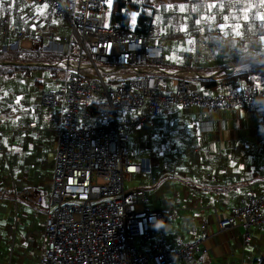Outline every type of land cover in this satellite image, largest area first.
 Returning <instances> with one entry per match:
<instances>
[{"label":"built area","instance_id":"1","mask_svg":"<svg viewBox=\"0 0 264 264\" xmlns=\"http://www.w3.org/2000/svg\"><path fill=\"white\" fill-rule=\"evenodd\" d=\"M156 2L144 32L106 27V0H25L22 19L0 16V52L43 49L68 55L53 63L0 59V66H10L9 62L58 66L66 73L59 86L41 89L40 105L48 110L47 116L39 112L31 119L11 120V112L19 106L12 103L9 109H0V119L6 122L1 137L46 133L55 138L53 177H48L49 171L38 173L37 188L27 177L12 175L14 165L0 137V156L10 171L7 177L13 200L22 198L38 205V191L50 192L43 222L44 244L34 264H199L200 257L209 254L206 241L231 230L237 231L240 239L239 264H255L254 256L264 258L262 248L253 243L255 228L264 232V192L251 186L246 192L234 193L232 202L226 204L223 191H192L206 182L219 181L225 186L235 174L248 181L243 171L249 167L247 152L241 144L217 148L212 141H205L214 131V120L205 114L239 106L257 118L264 108V86L229 82L223 89L207 91L198 86V80L216 76L166 66L168 39L154 23V15L174 18L176 8L167 10L170 0ZM31 3L47 4L51 17L65 18L71 33L59 38L57 31L32 15ZM193 5L194 10L188 12L197 19L201 5ZM241 14V10L236 12ZM235 22L234 16L220 34L231 35ZM195 30L198 28L189 27V31ZM26 39L33 44L27 45ZM5 96L2 91L0 98ZM132 133H138V139L146 143L139 160L131 156ZM180 139L186 149L181 148ZM254 145L264 154V141L257 139ZM186 150L185 163L199 170L180 168ZM232 153L245 158L241 160L242 172L226 166ZM183 173L192 184L185 185ZM137 175H146L151 184L142 179L128 189L127 178ZM174 214L181 215L187 226L196 224L200 237L184 243L178 238L175 245L169 242L168 226ZM19 218L16 209L9 224L10 261Z\"/></svg>","mask_w":264,"mask_h":264},{"label":"rangeland","instance_id":"2","mask_svg":"<svg viewBox=\"0 0 264 264\" xmlns=\"http://www.w3.org/2000/svg\"><path fill=\"white\" fill-rule=\"evenodd\" d=\"M10 0H4V2ZM115 0H112L111 5L109 6L107 3V16H106V25H109V17L111 15V8L112 4ZM136 1V0H135ZM244 2L249 3V7L246 8L245 13L241 15H236L237 7L228 5L229 1H225L224 3H214V0H207V2L200 7L202 14L199 18L194 19L192 13L188 11L194 10V5L187 4L188 9L181 10V7L177 6L176 11H174V18H177L179 15V19L174 20V18L164 19L161 14L154 15V23L160 28L163 26V32L166 34L168 41L166 42L169 47V51L166 54V59L169 60L166 63V66L170 67H188L192 69H199V70H208V69H218L223 67L222 65H216L214 60L215 56L213 54L210 56V59H207L209 52L215 51V49H220V58L225 56H229L227 54V49L225 50L226 41L224 39L230 40L233 42V38L238 36H243L244 29L248 35L250 43L247 46V56L244 58H253L258 56L259 53L264 51V20L259 19L260 16L264 15V9H260L259 11L254 8L252 1L253 0H243ZM260 6H264V0H260ZM21 2L26 5L24 0ZM137 2V1H136ZM155 5L157 2H154ZM197 6L200 4L196 2ZM241 8V7H239ZM11 12V10H10ZM231 12V14H228ZM7 14V13H5ZM8 15V14H7ZM16 16V13H14ZM137 16V13H136ZM235 22V32L231 35L224 36L220 34L224 31L225 22L227 20L234 19ZM225 17L227 19H225ZM244 17H248L247 20ZM39 18V17H38ZM53 21L58 22L62 20V17H53ZM136 18V17H135ZM64 19V18H63ZM190 23H189V21ZM173 22V26H171ZM198 22V23H197ZM178 23L180 25V29H178V33H176V26L175 24ZM52 28V26H49ZM189 27L198 28L195 31H189ZM262 28L263 32L259 34V29ZM176 28V29H175ZM250 29L253 32L250 33ZM196 32V33H195ZM245 32V34H246ZM251 34V35H250ZM198 36V37H195ZM257 37L262 43V47H259L257 42H255V38ZM220 41L219 46L215 49H212L217 45L215 41ZM231 47V45H230ZM211 48V49H210ZM226 51V52H225ZM5 52V53H9ZM47 53L48 55L45 60L55 59L56 61L60 59L61 51H51L45 50L42 51ZM5 57H12V54L4 55ZM191 56H196L197 58L192 59V64L186 63V59H190ZM34 58H37L34 56ZM221 66V67H220ZM38 67V66H37ZM218 67V68H216ZM56 68L57 73L55 75H51V70L45 68L34 69L32 71V77H23L18 76L12 79H0V93L6 94L5 97L0 98V109L6 110L9 109V106L14 103L19 106V109L16 112H11L12 118H17L21 120H27L35 117L39 112H43L45 116H47L48 110L40 105V92L41 89L44 87H57L60 85L61 80L66 77V73L62 70V68ZM25 72V71H24ZM27 73H25L26 75ZM205 75L212 76L211 72H203ZM44 76V83L41 86H36L34 81L39 76ZM1 115V113H0ZM9 117V114H8ZM140 137L138 133H132L130 135V150L132 159H141L144 156V148L146 143L142 139H138ZM6 144H4V149L7 155L11 158L12 162H23L27 159V164L32 163L31 165H36L39 167V171L43 173L44 169L49 168V176L52 178V166L54 162V143L51 140L50 142L46 139L45 135H17L14 140L11 142L8 137H6ZM159 142V147H162L163 141L162 139L157 141ZM156 143V142H155ZM1 155V150H0ZM18 155V156H17ZM13 156V157H12ZM21 157V159L19 158ZM51 164V165H50ZM186 165V166H185ZM184 170L192 168L190 165L185 163ZM15 172L18 171L17 167L14 165ZM34 170H38L37 168H33ZM26 171H20L19 174L15 173V177L22 178L25 177ZM23 174V175H22ZM37 174V173H36ZM8 174L4 171H0V185L9 184V178L7 177ZM31 176V174L29 175ZM144 179L148 185L151 184L150 178L146 175H137V176H129L127 178V188L137 186L141 180ZM31 183H33L37 188L39 185V181L36 178V175H32L29 179ZM22 182V181H21ZM204 187L210 188L212 187L211 182L202 183ZM150 190H153L154 187L149 186ZM155 191V190H154ZM13 194V193H12ZM12 196V195H11ZM40 197V201L38 205L28 204L24 201V199H20L17 202L13 200V197L8 196L6 197L9 199V205L4 210V214L8 215L7 220L5 221L3 218H0V264H10L11 256H7L6 252H8L9 242L6 240L7 235L9 236V224L11 222V214L17 208V211L21 218H19V230L15 237V244H14V257H12V264H32L33 259L37 258V255L40 254L42 245L44 244V232H43V222L46 216V211L48 210V201L50 197V192L48 190H40L38 193ZM153 198V197H152ZM28 215V216H27ZM178 214H174L173 218L177 219ZM194 223L191 225V228H194ZM178 228L176 222H172L170 224L169 232L174 233V231ZM185 235V234H183ZM11 242V241H10ZM254 243V239H253ZM258 246V245H257ZM262 248V247H261ZM263 256H264V249ZM264 259V258H262ZM261 259V260H262ZM264 262V260L262 261ZM239 264V258L237 257V263ZM256 264V263H255Z\"/></svg>","mask_w":264,"mask_h":264},{"label":"crops","instance_id":"3","mask_svg":"<svg viewBox=\"0 0 264 264\" xmlns=\"http://www.w3.org/2000/svg\"><path fill=\"white\" fill-rule=\"evenodd\" d=\"M222 1H224V0H222ZM225 1H229L227 4L230 6H233L235 8H236V5H238L237 11L241 10L242 13H245L246 8L249 7V3L244 2L243 0H225ZM24 2H25V0H24ZM220 2H221V0L220 1L214 0V3H220ZM259 2H261V1L260 0H253L252 1V3H253L252 6H254V8H256L258 11L261 8L264 9V6L257 7V6H260ZM185 3H187L186 0H170V4H168L166 6V8L169 11L173 10L177 6L182 7L183 9H186V8L188 9L187 4H185ZM199 5H201V4H199ZM29 7H30V11H31L32 15L36 19H41L43 21V23H45L46 26L49 24L47 27L52 26V28L55 31H57L59 38H61L62 36L66 35L68 33L69 34L71 33L70 28H69L65 18L63 19V17H62V20L55 22V21H53L51 15L49 13L48 8H44V5H34L31 3V4H29ZM239 7H241V8H239ZM10 10H11V12H10ZM25 10H26V5H24V3L21 2V0H10V1H6L3 3L2 9H0V16L6 15L5 13H7L8 16L12 20H14V21H15V19L20 20L24 16ZM14 13H16V16H14ZM229 13H231V12H229ZM168 18H173V16H170ZM51 20L53 22H51ZM174 20H176V18ZM228 21H231V18L229 20H227L226 22H228ZM226 22H225V25H226ZM27 23H28V25H32L33 20H29V21H27ZM225 25L223 28H225ZM171 26H173V22H172ZM175 26L177 28V29L175 28L176 33H178L177 30L180 29V25L178 23H176ZM160 29L163 31V26H161ZM235 30H236V28H234V32H235ZM248 31L249 30H247V32H246L244 29V32H243L244 37H245V35L249 34ZM245 32H246V34H245ZM251 32H253L252 29H250V33ZM262 32H263V30H262ZM243 36H239V40H236L235 39L236 37L234 36L235 38H233V42H230V40H228V39H226V40L224 39V41H226L225 42L226 46L224 49L225 50L227 49V51H228L227 54H229V53L230 54L228 57L225 56L223 58H220V52H219L220 49H215L217 46H219L220 41H218V40L215 41V43H217V45H215V47L212 48V49H215V51L211 50L208 54L207 59H210L211 58L210 56L213 54V56H215V60H214L215 64L216 65H222L224 67L221 69L216 67L218 69L210 70V71L201 70V72L202 71H204V72H212V71L213 72H220L221 70H223L225 68H228L231 66H232V68L225 75H217L215 79L209 78L208 80H213V81H216L217 83H215L216 85L213 87L206 88L207 91H217L219 89H223L226 85L229 84V82L240 84L238 82L239 80L238 81L235 80L234 75H236V73L239 69H247L249 67V65H251V64H255L258 66V68L255 69L256 72L260 73L261 71H264V56L259 57L260 59L254 58L253 60H250V61H252V63H250V64H248L250 61H243V60L248 59V58H244V57L247 56V54H248L247 46L250 43L249 41H246V44L244 42H242V40L244 39ZM195 37H198V36H195ZM254 38H256V37H254ZM25 43L27 45H31V44H33V41L31 39H26ZM244 44H245V46L243 48V51L240 53L239 49L242 48ZM230 45H231V47H230ZM256 45L259 46V43H257ZM259 47H262V43ZM255 57H257V56H255ZM190 59L191 60L194 59V56H191ZM240 60H242L243 62H240ZM238 64L239 65L244 64V65L239 66L237 68H234V65H238ZM191 66H193L192 61H191ZM177 68L183 69L181 67H177ZM188 70H197V69L189 68ZM234 72H236V73H234ZM201 79L202 78H200L198 80V86L202 88V86L200 84ZM242 83H244V82H242ZM18 110L20 111L19 107H18ZM192 110L197 111V109H192ZM260 110L261 111L258 112L257 118L250 117L248 115L247 108L239 107V106H232L229 109L221 110V111H218V112L210 114V115L205 114L206 115L205 117H209V118H212L214 120V131L212 134L209 135V137H205V141H208V140L212 141L213 146H215L217 148H220L222 145L235 144V143L239 144V145L241 144L243 146V147L241 146V148L243 149V152H247V159H248L249 167H247L243 170L244 173L248 177L247 182L240 180L238 178V176L235 174L233 179H231L229 181V183L226 184L225 186L220 185L219 181H216L214 183L216 186H218L220 188H226V189L222 190L223 192H225L224 201L226 204H229L232 202V195L234 193H236L238 191L246 192L248 190V187H251V186H254L257 189V191L260 193L264 192V154H259L256 151V147L254 145V143L257 139H260V142L264 141V138H263L264 137V108L260 109ZM20 113H21V111H20ZM12 119L13 118L11 117V120ZM260 131H261V133L259 134ZM44 134H45L46 139L48 141L49 140L53 141L54 149H55V138L54 137L49 138L48 134H46V133H44ZM3 136L4 137H1V141L4 144H6V140H7L6 137H8V139L12 142L17 135L15 137H10V136L4 134ZM179 143H180L182 149H186V144L181 139L179 140ZM206 153H207V148L204 150L203 156H206ZM186 155H187V150H186V154L184 155V157L180 163V168H182V169L185 168L184 165L186 162ZM233 155H234V153H232V155L229 154L228 156H233ZM235 156L230 157L229 161L226 162V166L229 169L233 170L234 172H242V165L243 164H241V160H242V158L243 159H245V158L239 154L238 155L236 154ZM160 157H161V159H163L165 157V155H162ZM231 158H233V159H231ZM31 164L32 163H30L28 166L30 169H32ZM188 165H190L192 168L194 167L192 164H188ZM214 165L215 164L213 163L212 165L208 166L206 169H209L210 167H212ZM28 167H23V166L17 167L18 171L15 173L19 174L20 171H23V173L25 171L27 172ZM36 168L38 170L33 169V171H34L33 176L36 175V178H37L38 173H41V172L39 171V167L36 166ZM49 170H50L49 168L44 169L42 174H45ZM0 171H4L8 175L10 173V171L8 170L7 163H5V161L1 160V159H0ZM11 173H12V175H15L14 172L11 171ZM25 177H27L26 173H25ZM48 177L50 178V176H48ZM16 179H17V177H16ZM27 179L29 180L30 178L27 177ZM182 180L184 181L185 185H187V186L193 183L192 179H190V177L184 173H183ZM49 181H50V179H49ZM39 184H40V181H39ZM214 184L212 187L215 186ZM212 187L207 188V187H204L203 185H198L194 189H192V191L195 193V192H200V190L211 189ZM18 188H20L19 184H18ZM216 191L219 192V190H216ZM12 193H13V189L11 188L10 180H9L8 186L2 185V184L0 185V218H3L5 221L7 220L8 215L4 214V210L9 205V203H8L9 199H8V197H6V194H8V196L10 198V197H13V196H11ZM10 200H11V198H10ZM16 209L11 214V221L14 219ZM223 212L225 213L226 209L223 208ZM173 216L171 217V220L169 222L168 227L170 229V224L172 222H176L178 225V228L174 231V233L170 234V232H169V234H168L169 242H171V243H173V245H175L178 242V240H177L178 238H180V241H179L180 243H184L187 240H192V239H196V238L200 237L201 233H200L199 228L197 227L196 224L194 225L195 231L192 232V231H190L192 224L187 226L183 222L182 216L179 214H178L177 219L173 218ZM178 234H180V236H178ZM183 234H185V235H183ZM237 234H238L237 231L231 230V231L226 232V233H221L219 236H217L214 239L207 240L205 244L209 248V254L205 257H200L199 264H208V263H212V262L213 263H224V264H236L237 263V256H238V253L240 251V239L237 236ZM253 234H254L253 235L254 244L258 245L264 249V232L259 228H255ZM6 240H8V235L6 237ZM8 242H9V240H8ZM9 254H10V252H9V248H8V252H6V255L9 257ZM13 257H14V255H13ZM254 259H255L256 264H264V262H262L264 259L257 260V259H259L257 256H254ZM10 264H12V260L10 261ZM32 264H34V262Z\"/></svg>","mask_w":264,"mask_h":264},{"label":"trees","instance_id":"4","mask_svg":"<svg viewBox=\"0 0 264 264\" xmlns=\"http://www.w3.org/2000/svg\"><path fill=\"white\" fill-rule=\"evenodd\" d=\"M156 0H144V3H138L135 0H115L114 3L112 4L111 8V15L109 17V26L114 27V28H126V29H131L137 32H144L148 24L151 21L152 18V11L155 7V2ZM215 1H220V0H215ZM187 3L193 4L195 2H198V0H186ZM137 13V16L135 18V23H133L132 19V14ZM244 37V36H243ZM235 38V37H234ZM236 40H239V36L235 38ZM249 40L248 37H244L242 42L246 44V41ZM255 42L260 44L259 39L256 37ZM239 43V42H238ZM243 45L242 48L239 49V52L241 53L243 51V48L245 46ZM169 47L167 45V53L169 51ZM9 53H5L8 52ZM5 52H0V59H8V60H18L20 62H30V61H43V62H58V61H64L67 59L68 55L67 53L62 52L63 54L59 55L60 59L55 60V59H50V60H45L46 56L48 55L43 49H35V50H22V49H13V50H8ZM7 54H12V57H5L4 55ZM74 53H71V56H73ZM37 57V58H34ZM264 56V51L259 53L257 57L249 58L243 61H250L253 60L254 58L258 57H263ZM194 58H197L196 56ZM240 60V62H243ZM186 63L191 65V59H186ZM51 70V75H55L57 73L56 68L57 66H40V67H32V66H23V65H10V66H0V79H12L18 76H23V77H32L33 73L32 71L34 69H39V68H45ZM224 67V66H223ZM221 67V68H223ZM60 68V67H59ZM177 68V67H176ZM219 68V69H221ZM258 68L257 65L251 64L247 69H239L234 75L235 80L238 81L239 83H247L250 84L254 88H260L264 86V71H261L260 73L256 72L255 69ZM183 69H189L188 67H184ZM199 70V69H197ZM210 70H215V69H208L207 71ZM25 71V72H24ZM201 71V70H200ZM240 72V73H239ZM25 73H27L25 75ZM44 76H39L35 79L34 84L38 87L41 86L44 83ZM217 83L216 81L213 80H208V79H201L200 84L203 88V90H206V88H210L215 86ZM237 84V83H233ZM1 87V85H0ZM6 126V122L0 119V130L4 129ZM1 137V136H0ZM13 157V156H12ZM21 159V157H19ZM1 159V156H0ZM2 160V159H1ZM12 165H15V167H28L29 164H27V159L26 161L23 162H12ZM51 165V164H50ZM207 166L204 165L203 168H206ZM28 171L26 172V176L28 178H31V176L34 174L33 169H30L29 167L27 168ZM194 170H199V167H194ZM31 174V176H29ZM201 185V184H199ZM215 185V184H214ZM213 186V185H212ZM212 190H219L222 191L223 189L226 188H220L218 186H214L211 188ZM40 191H38L39 193Z\"/></svg>","mask_w":264,"mask_h":264},{"label":"snow or ice","instance_id":"5","mask_svg":"<svg viewBox=\"0 0 264 264\" xmlns=\"http://www.w3.org/2000/svg\"><path fill=\"white\" fill-rule=\"evenodd\" d=\"M111 2H112V0H106V3H107L109 6L111 5ZM3 3H4V0H0V9H2V7H3ZM44 8H47V4L44 5ZM181 10H183L182 7H181ZM135 17H136V13H133V14H132L133 23H135ZM225 19H227V18L225 17ZM244 19L247 20L248 17H244ZM259 19L264 20V15L260 16ZM197 23H198V22H197ZM105 26L107 27V25H105ZM233 27L235 28V26H233ZM109 47H111V46L109 45Z\"/></svg>","mask_w":264,"mask_h":264},{"label":"bare ground","instance_id":"6","mask_svg":"<svg viewBox=\"0 0 264 264\" xmlns=\"http://www.w3.org/2000/svg\"><path fill=\"white\" fill-rule=\"evenodd\" d=\"M48 13V12H47ZM52 19H54V18H52ZM49 21V20H48ZM51 22H53L52 20H51ZM49 25V24H48ZM47 25V26H48ZM219 55V54H218ZM237 61V60H236ZM239 66V64L238 65H234V68H236V67H238ZM232 68V66L231 67H228V68H225V69H223V70H221L219 73H216V72H211L212 74L211 75H213V76H217V75H225V74H227L229 71H230V69ZM234 73H236V72H234ZM238 73V72H237ZM240 73V72H239ZM233 78V77H232ZM261 111V110H260ZM261 133V131L259 132V134ZM263 133V132H262ZM258 136V135H257ZM264 138V137H263ZM250 142V141H249ZM245 146V145H244ZM243 147V146H242ZM230 155H232V154H230ZM238 155V154H237ZM239 155H241V154H239ZM230 157H233V156H230ZM238 157V156H237ZM231 159H233V158H231ZM229 161V160H228ZM227 161V162H228ZM229 166V165H228Z\"/></svg>","mask_w":264,"mask_h":264},{"label":"clouds","instance_id":"7","mask_svg":"<svg viewBox=\"0 0 264 264\" xmlns=\"http://www.w3.org/2000/svg\"><path fill=\"white\" fill-rule=\"evenodd\" d=\"M198 2L201 4V7L207 2V0H198ZM257 59H260L259 57Z\"/></svg>","mask_w":264,"mask_h":264},{"label":"water","instance_id":"8","mask_svg":"<svg viewBox=\"0 0 264 264\" xmlns=\"http://www.w3.org/2000/svg\"><path fill=\"white\" fill-rule=\"evenodd\" d=\"M250 63H252V61H250L248 64H250ZM7 64H8V65H15L14 63H10V62L7 63ZM244 64H245V63H244ZM244 64H242V65H244ZM242 65H239V66H242ZM44 66H45V65H44ZM239 66H238V67H239ZM236 68H237V67H236ZM216 73H219V72H216Z\"/></svg>","mask_w":264,"mask_h":264}]
</instances>
